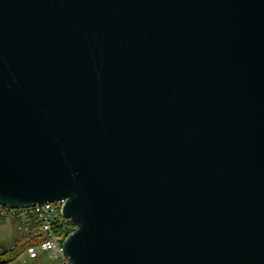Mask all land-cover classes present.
Here are the masks:
<instances>
[{
  "label": "water",
  "instance_id": "obj_1",
  "mask_svg": "<svg viewBox=\"0 0 264 264\" xmlns=\"http://www.w3.org/2000/svg\"><path fill=\"white\" fill-rule=\"evenodd\" d=\"M62 199L70 264H264V0H0V204Z\"/></svg>",
  "mask_w": 264,
  "mask_h": 264
},
{
  "label": "built area",
  "instance_id": "obj_2",
  "mask_svg": "<svg viewBox=\"0 0 264 264\" xmlns=\"http://www.w3.org/2000/svg\"><path fill=\"white\" fill-rule=\"evenodd\" d=\"M65 200L45 202L29 207H10L0 204V215L15 220L23 234L22 243H30L26 253L35 258L40 251H57L61 264H70L63 255V243L74 225L65 217ZM4 250L0 248V253Z\"/></svg>",
  "mask_w": 264,
  "mask_h": 264
},
{
  "label": "crops",
  "instance_id": "obj_3",
  "mask_svg": "<svg viewBox=\"0 0 264 264\" xmlns=\"http://www.w3.org/2000/svg\"><path fill=\"white\" fill-rule=\"evenodd\" d=\"M5 218L6 217L0 215V248L8 252L12 250L17 243H22L23 234L19 227L16 225L12 226V231L11 229H6V231H4L3 228L6 227ZM43 255V253H39L37 257L30 258L25 251L13 261L6 264H52V262H50L47 258L43 257Z\"/></svg>",
  "mask_w": 264,
  "mask_h": 264
},
{
  "label": "trees",
  "instance_id": "obj_4",
  "mask_svg": "<svg viewBox=\"0 0 264 264\" xmlns=\"http://www.w3.org/2000/svg\"><path fill=\"white\" fill-rule=\"evenodd\" d=\"M28 245H30V243H26V244L17 243L12 250L8 252L4 251L3 253H0V264H6L13 261L21 253L26 251Z\"/></svg>",
  "mask_w": 264,
  "mask_h": 264
},
{
  "label": "rangeland",
  "instance_id": "obj_5",
  "mask_svg": "<svg viewBox=\"0 0 264 264\" xmlns=\"http://www.w3.org/2000/svg\"><path fill=\"white\" fill-rule=\"evenodd\" d=\"M5 222H6V227L3 228L4 231H6V229H11L12 231V226L16 225L18 226V223L15 220H12L10 218H5ZM13 224V225H12ZM39 253H43V257L47 258L50 262H52V264H61V254L58 253L57 251H49V252H42L40 251Z\"/></svg>",
  "mask_w": 264,
  "mask_h": 264
}]
</instances>
